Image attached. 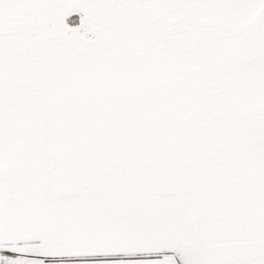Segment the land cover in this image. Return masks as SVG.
<instances>
[{"label": "snow or ice", "instance_id": "obj_1", "mask_svg": "<svg viewBox=\"0 0 264 264\" xmlns=\"http://www.w3.org/2000/svg\"><path fill=\"white\" fill-rule=\"evenodd\" d=\"M0 264H264V0H0Z\"/></svg>", "mask_w": 264, "mask_h": 264}]
</instances>
